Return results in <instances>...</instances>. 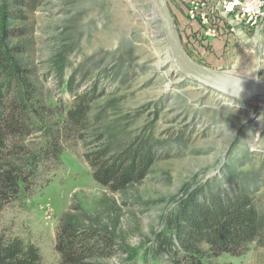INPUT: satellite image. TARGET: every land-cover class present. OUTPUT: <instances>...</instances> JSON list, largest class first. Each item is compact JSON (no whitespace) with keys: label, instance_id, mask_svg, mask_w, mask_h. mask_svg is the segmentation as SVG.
Instances as JSON below:
<instances>
[{"label":"rangeland","instance_id":"1","mask_svg":"<svg viewBox=\"0 0 264 264\" xmlns=\"http://www.w3.org/2000/svg\"><path fill=\"white\" fill-rule=\"evenodd\" d=\"M165 1L195 61L264 82V0L257 19L227 12L224 0ZM0 59V90L24 93L52 132L77 96L91 98L84 139L63 140L57 160L40 156L42 132L23 141L28 179L1 214L3 247L61 264L57 227L84 213L116 245V256L88 264H167L151 250L174 239L181 208L246 192L264 218V97L224 95L184 74L152 0H0ZM136 145L150 154L142 180L114 191L94 179L91 155ZM205 249L208 262L264 264V229L242 256Z\"/></svg>","mask_w":264,"mask_h":264},{"label":"trees","instance_id":"2","mask_svg":"<svg viewBox=\"0 0 264 264\" xmlns=\"http://www.w3.org/2000/svg\"><path fill=\"white\" fill-rule=\"evenodd\" d=\"M8 60H1L6 63ZM90 100L77 96L74 107L66 112L65 123L57 132L44 128L43 111L34 110L24 93L11 95L9 89L0 90V219L6 205L16 200L28 177L26 167L31 152L22 147L33 133L42 132L47 138L41 151L44 159L57 160L61 142L82 135L88 122ZM37 118V119H36ZM15 145V147H14ZM117 151L105 146L91 155L89 165L94 179L114 191L123 190L142 180L148 170L150 154L147 145H136ZM117 150V149H116ZM67 215L57 227V251L61 264H88L116 256L115 242L98 224L83 217ZM172 221V220H171ZM171 223V222H170ZM171 225L174 239L161 236L151 252L167 264H219L206 261L223 254L242 256L264 229V218L257 212L246 192L227 198H211L195 202L177 211ZM0 264H40L36 253L24 252L16 244L5 248L0 244Z\"/></svg>","mask_w":264,"mask_h":264},{"label":"water","instance_id":"3","mask_svg":"<svg viewBox=\"0 0 264 264\" xmlns=\"http://www.w3.org/2000/svg\"><path fill=\"white\" fill-rule=\"evenodd\" d=\"M161 28L179 69L198 84L228 96L245 100L264 97V82L245 83L238 78L208 68L195 61L184 48L165 0H152Z\"/></svg>","mask_w":264,"mask_h":264},{"label":"built area","instance_id":"4","mask_svg":"<svg viewBox=\"0 0 264 264\" xmlns=\"http://www.w3.org/2000/svg\"><path fill=\"white\" fill-rule=\"evenodd\" d=\"M223 3L227 12L241 14L244 18L257 19L261 10L259 0H224Z\"/></svg>","mask_w":264,"mask_h":264},{"label":"bare ground","instance_id":"5","mask_svg":"<svg viewBox=\"0 0 264 264\" xmlns=\"http://www.w3.org/2000/svg\"><path fill=\"white\" fill-rule=\"evenodd\" d=\"M157 49V48H156ZM156 51V50H155ZM164 64V61H163V59H161V60H159V62H158V67L159 66H162Z\"/></svg>","mask_w":264,"mask_h":264}]
</instances>
